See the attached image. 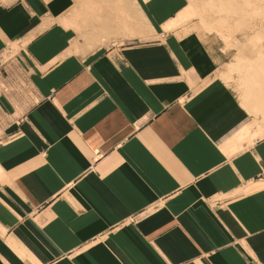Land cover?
I'll list each match as a JSON object with an SVG mask.
<instances>
[{
	"label": "crops",
	"instance_id": "1",
	"mask_svg": "<svg viewBox=\"0 0 264 264\" xmlns=\"http://www.w3.org/2000/svg\"><path fill=\"white\" fill-rule=\"evenodd\" d=\"M97 1L0 0V264H264L223 42L163 28L186 0Z\"/></svg>",
	"mask_w": 264,
	"mask_h": 264
},
{
	"label": "rangeland",
	"instance_id": "2",
	"mask_svg": "<svg viewBox=\"0 0 264 264\" xmlns=\"http://www.w3.org/2000/svg\"><path fill=\"white\" fill-rule=\"evenodd\" d=\"M186 1L163 28L189 21L193 29L223 42L231 59L228 68L238 76V86L233 81L230 83L237 87L243 102L247 101L246 109L259 116L264 130V0ZM132 2L134 5L137 0ZM97 3V0H81V9L91 11Z\"/></svg>",
	"mask_w": 264,
	"mask_h": 264
},
{
	"label": "bare ground",
	"instance_id": "3",
	"mask_svg": "<svg viewBox=\"0 0 264 264\" xmlns=\"http://www.w3.org/2000/svg\"><path fill=\"white\" fill-rule=\"evenodd\" d=\"M249 97L251 96V95H248ZM245 98V97H244Z\"/></svg>",
	"mask_w": 264,
	"mask_h": 264
}]
</instances>
